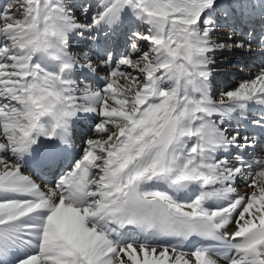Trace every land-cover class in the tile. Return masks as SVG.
Returning <instances> with one entry per match:
<instances>
[{
    "label": "snow or ice",
    "instance_id": "obj_1",
    "mask_svg": "<svg viewBox=\"0 0 264 264\" xmlns=\"http://www.w3.org/2000/svg\"><path fill=\"white\" fill-rule=\"evenodd\" d=\"M254 44L264 0H3L0 264H264V63L213 94Z\"/></svg>",
    "mask_w": 264,
    "mask_h": 264
},
{
    "label": "bare ground",
    "instance_id": "obj_2",
    "mask_svg": "<svg viewBox=\"0 0 264 264\" xmlns=\"http://www.w3.org/2000/svg\"><path fill=\"white\" fill-rule=\"evenodd\" d=\"M0 1H3V0H0ZM252 20L253 21H256V23H252L249 21L248 17H244L242 20H241V25L240 26V29H239V32L240 34L238 35V38L239 39H242L244 37V26L243 25H246L247 23L248 24H254V26H256V33L259 32V14L258 12L257 13H253L252 14ZM236 22V19L233 18L232 20H228V21H224L223 23L220 24V26H223L224 24H226L230 29L234 28V24ZM223 31H218L219 33L220 32H225V33H228L230 32L231 30H224L222 29ZM259 36V34L257 35ZM220 37V36H218ZM217 53H220L222 55H219L215 58L216 60V66L215 68L213 69L214 71V79L216 78V80L218 78H220L221 76H224L225 73H229L235 69H238V70H244L245 71V76L248 75V73L251 71V72H255L259 66L262 65V63H264V50H262L259 46L255 45L253 46V50L251 52H246L244 50H236V52L233 54V53H230V52H227V53H221L220 52H217ZM233 64H237V65H233ZM231 62V63H230ZM239 67V68H238ZM241 68V69H240ZM99 75H104L103 72H100ZM236 75H237V72H236ZM238 76V75H237ZM239 78H242L241 75ZM237 79V78H236ZM238 80V79H237ZM240 80V79H239ZM238 80V81H239ZM216 86L213 85V94H217L218 91L223 90L222 87H218L220 89H217L216 90ZM83 123V122H82ZM44 183H48L49 180L51 179L50 175L45 173L43 177L40 178ZM240 188L241 190L243 191L244 188H243V185H240Z\"/></svg>",
    "mask_w": 264,
    "mask_h": 264
},
{
    "label": "rangeland",
    "instance_id": "obj_3",
    "mask_svg": "<svg viewBox=\"0 0 264 264\" xmlns=\"http://www.w3.org/2000/svg\"><path fill=\"white\" fill-rule=\"evenodd\" d=\"M78 1H80V0H78ZM68 2L69 3H77L76 2V0H68ZM82 2V1H81ZM0 3H3V1H0ZM73 10H76V9H73ZM77 11V10H76ZM77 14H79L78 13V11H77ZM237 22V21H236ZM239 23H241V21H239ZM242 24V23H241ZM234 26H235V24H234ZM219 27H221V26H219ZM245 28V27H244ZM219 30L218 31H223L222 30V28H218ZM225 30V29H224ZM226 30H228V29H226ZM229 30H231L232 31V29H230L229 28ZM239 31V30H238ZM221 33V32H220ZM235 33V32H234ZM240 34V32L238 33V35ZM215 35V39L216 38H219L220 40H224V39H226V34H225V32L224 33H222V35L221 34H219V32H217L216 34H214ZM238 35H237V38H238ZM218 36H220V37H218ZM214 38V37H213ZM241 40H243V39H241ZM237 50H239V49H237ZM227 52H230V53H235L236 52V50H228V49H225V50H223V51H221V53H227ZM219 55H222V54H220V53H216V55H215V58L217 57V56H219ZM239 68V67H238ZM241 69V68H240ZM233 72L234 71H231V72H229V73H225L224 74V78H222V77H220V78H218L217 79V81H216V79H214V82H213V84L217 87L216 88V90L217 89H220V88H218V87H222L223 88V90L224 89H226V88H230V87H232V86H234L237 82H238V80L239 79H241V78H239L240 77V75H241V77L243 78V77H246L245 76V71L244 70H238V69H236V72H237V75H235L236 76V78L238 79H231L232 78V75H230V74H233ZM229 75V76H228ZM226 76V77H225ZM221 80L223 81V82H227V83H225L224 85L222 84V83H220L221 82ZM220 83V84H219ZM220 91H222L221 89H220ZM85 130H86V128H85Z\"/></svg>",
    "mask_w": 264,
    "mask_h": 264
}]
</instances>
